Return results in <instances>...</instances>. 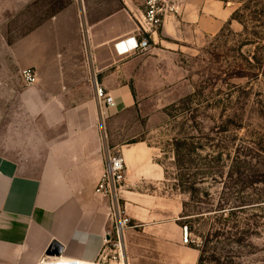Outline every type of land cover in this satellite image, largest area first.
<instances>
[{"label":"crops","instance_id":"0c3cea01","mask_svg":"<svg viewBox=\"0 0 264 264\" xmlns=\"http://www.w3.org/2000/svg\"><path fill=\"white\" fill-rule=\"evenodd\" d=\"M35 1L0 0V264H100L110 203L95 189L106 148L123 158L120 196L138 226L124 234L127 264H196V251L185 259L176 225L181 203L160 189L155 149L144 142L110 148L109 125L161 96L170 73L180 72L172 58L217 36L234 9L227 0H177L146 52L120 56L114 45L137 34L145 0H66L11 45L5 26ZM25 69L36 77L27 87ZM94 81L113 106L98 103ZM53 241L63 248L59 257L45 255Z\"/></svg>","mask_w":264,"mask_h":264},{"label":"rangeland","instance_id":"374dc122","mask_svg":"<svg viewBox=\"0 0 264 264\" xmlns=\"http://www.w3.org/2000/svg\"><path fill=\"white\" fill-rule=\"evenodd\" d=\"M227 1L233 13L244 3L251 11L264 8V0ZM65 2L30 4L5 26L8 43ZM241 32L233 20L202 47L172 58L180 72L170 73V87L121 112L109 125L110 148L144 142L155 149L165 176L160 189L181 203L176 225L187 228L188 243L181 238L185 259L196 251V264L200 255L199 264H264V80H255L247 63L254 64L251 56L260 54L264 40L245 45ZM185 139L188 146L179 150L178 163L173 143ZM133 225L130 221L124 234L138 228Z\"/></svg>","mask_w":264,"mask_h":264},{"label":"built area","instance_id":"2783aa9c","mask_svg":"<svg viewBox=\"0 0 264 264\" xmlns=\"http://www.w3.org/2000/svg\"><path fill=\"white\" fill-rule=\"evenodd\" d=\"M177 0H145L141 21H137L136 35L129 36L115 43L114 48L120 56L142 54L146 52L149 40L162 26L165 16L177 13ZM21 81L26 86L35 84L36 77L32 70L21 72ZM95 97L104 107L113 106L112 98L94 81ZM125 180V164L121 154L106 148L103 174L96 186L95 193L109 200L108 220L110 227L106 233L104 247L100 252V264H127L124 246V231L130 220L120 196ZM187 228H183L182 242L188 243ZM78 264V263H76Z\"/></svg>","mask_w":264,"mask_h":264},{"label":"trees","instance_id":"16d2710c","mask_svg":"<svg viewBox=\"0 0 264 264\" xmlns=\"http://www.w3.org/2000/svg\"><path fill=\"white\" fill-rule=\"evenodd\" d=\"M59 11H61L60 7L57 8L48 17L55 15ZM247 13H249L250 15H247ZM254 14L255 16H253ZM259 18L264 19V8H256L255 11H251L250 5L248 3L242 4L241 8H239L232 14V20L238 22L242 26L241 35H245L247 37L245 40V45L253 46L255 43H258L255 42V39L258 41L264 40V22H260ZM255 29H260V31L257 32ZM262 48L263 49L261 50L260 54H252L251 60L254 64H252L251 62H247L248 70L251 71L255 80H258L260 78L264 80V47ZM173 146L176 151V162L179 163L180 160L179 158H177L179 157V150L183 149L184 147H187L188 144L186 143V139L183 140L182 143L177 140H174ZM200 258L201 255L198 259V264L200 263Z\"/></svg>","mask_w":264,"mask_h":264},{"label":"water","instance_id":"95a60500","mask_svg":"<svg viewBox=\"0 0 264 264\" xmlns=\"http://www.w3.org/2000/svg\"><path fill=\"white\" fill-rule=\"evenodd\" d=\"M62 250V246L57 242L53 241L46 250L45 255L47 257H59L62 253Z\"/></svg>","mask_w":264,"mask_h":264}]
</instances>
